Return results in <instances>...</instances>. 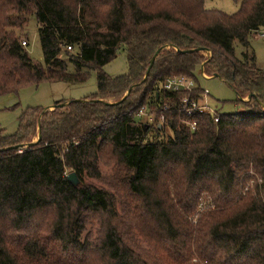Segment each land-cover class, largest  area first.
I'll return each mask as SVG.
<instances>
[{"label": "trees", "instance_id": "16d2710c", "mask_svg": "<svg viewBox=\"0 0 264 264\" xmlns=\"http://www.w3.org/2000/svg\"><path fill=\"white\" fill-rule=\"evenodd\" d=\"M233 1L239 7L227 14L205 0H0V95L83 83L91 70L97 81L79 101L27 109L17 133L0 136V264H264V71L249 51L264 0ZM31 14L42 62L18 34ZM120 51L128 70L110 76L103 66ZM201 65L230 85L240 112L215 121L180 110L185 95L203 100ZM176 75L196 86L164 89ZM142 106L147 120L137 116ZM102 154L134 203L120 209L113 192L82 179L101 177ZM89 215L98 237L81 240Z\"/></svg>", "mask_w": 264, "mask_h": 264}, {"label": "rangeland", "instance_id": "374dc122", "mask_svg": "<svg viewBox=\"0 0 264 264\" xmlns=\"http://www.w3.org/2000/svg\"><path fill=\"white\" fill-rule=\"evenodd\" d=\"M204 6L207 9H218L227 14L234 13L239 4L233 0H205ZM20 40H26L24 49L27 54L35 61L42 62L41 47L38 35V24L34 14L28 15L27 23L18 31ZM61 56L66 60L67 57ZM236 56H240L244 48L238 42L234 43ZM249 51L255 55V62L258 68L264 71V34L255 33L249 38ZM72 48L69 53H75ZM205 56L209 52H204ZM68 70L73 72V66L68 64ZM103 70L110 76L125 74L128 70L125 52L120 51L116 57L103 66ZM206 76V77H205ZM202 75L201 69L196 72L195 77L200 87L204 90L203 101L216 108L220 113L240 112L242 109L235 99L237 95L229 84L217 77ZM97 91L96 72L91 70L87 80L83 83L71 84L63 82H42L38 85L29 84L21 87L17 92H11L0 95V136L5 137L17 133L19 129L20 117L24 111L29 108L54 109L56 101L84 99ZM247 97H244L245 100ZM67 102V101H65ZM64 102V103H65ZM44 111V109H43ZM149 119L148 117L146 120ZM145 121V119H143ZM153 135V133L151 134ZM37 136L32 138L35 141ZM160 140L164 138L159 135ZM97 167L101 177L95 179L87 174L82 176L84 182L105 188L114 193L118 207L121 209L120 202L134 203L132 199L126 197L125 191L114 177L117 171V165L109 154H102L98 159ZM71 171H69L70 173ZM100 226L98 221L89 215L85 228L81 234V240L86 237L96 239ZM137 232V231H135ZM41 234H44L41 232ZM139 246L147 249V243L138 234L135 235Z\"/></svg>", "mask_w": 264, "mask_h": 264}, {"label": "built area", "instance_id": "2783aa9c", "mask_svg": "<svg viewBox=\"0 0 264 264\" xmlns=\"http://www.w3.org/2000/svg\"><path fill=\"white\" fill-rule=\"evenodd\" d=\"M258 33L261 35L264 34V28H262ZM21 44L25 45L26 40H21ZM65 49L67 51L71 50V46H66ZM196 86V83L194 82L193 79L187 78L185 76H171L169 78H166L163 87L164 89L168 91H178V90H187L190 91ZM178 106L181 111L185 113V115H192L196 112L198 113H203V114H209L214 116L215 121L218 120L219 115L221 114L216 108L211 106L210 104L206 103L203 100H196V99H191L189 95H185L180 102L178 103ZM168 105L164 104L163 105V110H166ZM147 106H142L139 108L137 112L138 117H148L147 116ZM149 118V117H148ZM190 127L192 129L195 128L196 124L195 122H190L189 123Z\"/></svg>", "mask_w": 264, "mask_h": 264}, {"label": "water", "instance_id": "95a60500", "mask_svg": "<svg viewBox=\"0 0 264 264\" xmlns=\"http://www.w3.org/2000/svg\"><path fill=\"white\" fill-rule=\"evenodd\" d=\"M194 50H195V51H198V50H200V48L192 49V50H189V51H194ZM159 51H160V49L156 50V52L153 54L152 58L150 59V65L153 63V61H154L155 57L157 56V54L159 53ZM206 52H208V51H206ZM149 68H150V66L148 67V69H147V71H146V75H147L148 72H149ZM201 72H202V75L205 76V73H203V65H201ZM146 75H145V76H146ZM205 77H206V76H205ZM210 77H217V78H219L217 74H212ZM144 78H145V77H144ZM144 78H143V79H144ZM129 90H130V89H129ZM129 90L126 92V94H125V95H124L119 101L114 102L113 104L120 102V101H121V100L127 95V93L129 92ZM249 97H250V96L248 95L247 98H246L245 100H248ZM79 100H81V99H78V100H75V101H79ZM243 100H244V99H243ZM68 102H69V101H67V102H65V103H68ZM63 104H64V103H60L59 105L62 106ZM53 106H55V105H53ZM47 107H49V106H47ZM47 107L44 108V111H46ZM39 139H40V133L38 132L36 140H35V141H31V142H29L27 145H32V144L38 142ZM22 146H23V145H22ZM17 147H18V145H15V146H12V147H8V148H17ZM3 149H5V148H3ZM3 149H0V150H3ZM6 149H7V148H6ZM67 179H68L73 185H77V184L79 183V179H78V177H77V175H76V172H74V171H72V172H70V173L67 174Z\"/></svg>", "mask_w": 264, "mask_h": 264}]
</instances>
